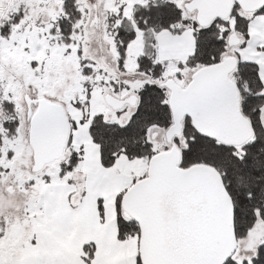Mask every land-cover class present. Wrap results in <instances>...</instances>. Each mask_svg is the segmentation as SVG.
I'll return each mask as SVG.
<instances>
[{
	"label": "snow or ice",
	"instance_id": "1",
	"mask_svg": "<svg viewBox=\"0 0 264 264\" xmlns=\"http://www.w3.org/2000/svg\"><path fill=\"white\" fill-rule=\"evenodd\" d=\"M0 264H264V0H0Z\"/></svg>",
	"mask_w": 264,
	"mask_h": 264
}]
</instances>
